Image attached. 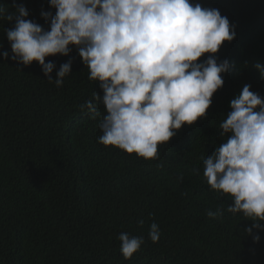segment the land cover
Instances as JSON below:
<instances>
[{
    "label": "trees",
    "instance_id": "trees-1",
    "mask_svg": "<svg viewBox=\"0 0 264 264\" xmlns=\"http://www.w3.org/2000/svg\"><path fill=\"white\" fill-rule=\"evenodd\" d=\"M195 2L219 9L235 25L236 37L215 54L230 68L206 117L159 145V159L98 142L104 105L96 102L95 119L79 106L103 92L88 79L75 47L68 56L46 57L56 64L53 78L73 60L57 87L38 62L11 59L5 29L14 21L0 20V53H9L0 55V264H264V231L253 230L260 236L254 242L244 231L250 219L227 211L207 216L226 210L232 198L210 190L202 163L226 138L219 125L242 86L264 97V79L253 67L264 63V0ZM14 3L48 29L41 12L55 14L49 0H0L10 12ZM153 221L161 229L156 243L148 235ZM121 232L144 237L130 259L120 252Z\"/></svg>",
    "mask_w": 264,
    "mask_h": 264
},
{
    "label": "clouds",
    "instance_id": "clouds-1",
    "mask_svg": "<svg viewBox=\"0 0 264 264\" xmlns=\"http://www.w3.org/2000/svg\"><path fill=\"white\" fill-rule=\"evenodd\" d=\"M49 4L55 14L41 12L48 29L27 19L25 5L14 3L15 11L10 12L0 4V20L14 21L5 29L11 59L25 66L38 62L47 80L60 87L72 72L73 60L62 63L53 78L56 64L46 62V57L68 56L75 47L88 79L98 82L103 92L96 91L93 99L79 106L95 119L101 115L96 102L104 105L99 143L159 159V145L183 125L206 117L230 68L228 59L218 61L215 54L236 37L235 25L219 9L195 0H49ZM205 53L209 55L201 60ZM0 55L9 58L8 51ZM253 67L264 79V63L257 61ZM229 106L231 111L219 125L220 137L226 138L202 163L210 190L230 194L232 203L226 210H208L207 216L242 213L252 221L245 233L258 242L260 236L253 230L264 231V97L244 84ZM136 223L143 226L144 220ZM148 235L153 243L159 241L161 229L155 221ZM118 240L125 259L145 243L143 236L128 232H121Z\"/></svg>",
    "mask_w": 264,
    "mask_h": 264
}]
</instances>
